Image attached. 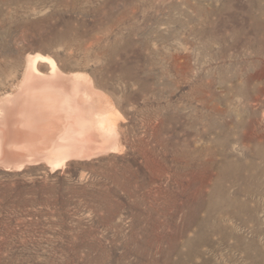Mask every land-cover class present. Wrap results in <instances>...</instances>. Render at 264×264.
Here are the masks:
<instances>
[{
    "label": "rangeland",
    "instance_id": "374dc122",
    "mask_svg": "<svg viewBox=\"0 0 264 264\" xmlns=\"http://www.w3.org/2000/svg\"><path fill=\"white\" fill-rule=\"evenodd\" d=\"M34 54L120 144L0 164V264H264V0H0V99Z\"/></svg>",
    "mask_w": 264,
    "mask_h": 264
},
{
    "label": "bare ground",
    "instance_id": "6f19581e",
    "mask_svg": "<svg viewBox=\"0 0 264 264\" xmlns=\"http://www.w3.org/2000/svg\"><path fill=\"white\" fill-rule=\"evenodd\" d=\"M90 78L63 72L50 56H28L17 91L0 99V164L21 169L40 156L56 167L118 148L114 103Z\"/></svg>",
    "mask_w": 264,
    "mask_h": 264
}]
</instances>
